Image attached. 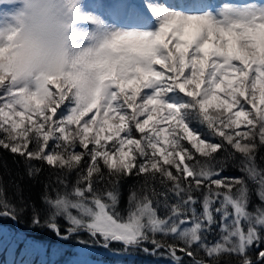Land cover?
I'll return each mask as SVG.
<instances>
[{"label": "snow or ice", "instance_id": "obj_1", "mask_svg": "<svg viewBox=\"0 0 264 264\" xmlns=\"http://www.w3.org/2000/svg\"><path fill=\"white\" fill-rule=\"evenodd\" d=\"M16 4L0 16V148L30 179L42 165L58 170L44 182L46 226L85 249L81 234L106 250L120 244L113 254L179 264L177 252L194 258L195 245L208 259L194 264L223 254L254 264L249 249L264 244V2L0 0ZM229 165L242 175H221ZM250 183L260 202L251 209ZM4 196L0 181V216L15 219ZM88 255L71 264H93Z\"/></svg>", "mask_w": 264, "mask_h": 264}, {"label": "trees", "instance_id": "obj_2", "mask_svg": "<svg viewBox=\"0 0 264 264\" xmlns=\"http://www.w3.org/2000/svg\"><path fill=\"white\" fill-rule=\"evenodd\" d=\"M194 127H198L201 132H206V129L200 127L199 125L194 124ZM187 143V142H185ZM79 150V149H78ZM223 156V152H221V157ZM261 157H264V146L259 148L258 154H257V166L258 169H264V159H261ZM42 171L39 173L38 176L35 178L30 179L26 175V169L25 165L23 163V160L18 155L11 154L9 151L0 148V181H2L3 188L5 190V196L4 199H6L10 204L15 206L16 212V226L14 225L12 218L0 216V225L7 228L8 232L11 236H13L17 240V246H16V256L17 258H20L21 264H60L62 262V257L64 259L65 255H68V253H65L64 248L66 246H76L79 245L77 243L78 237L76 235H73L70 239H59L57 235L50 230L46 226V208L45 205L41 201L42 194L44 193V182L53 176L59 175L58 170L54 168H50L47 165H42ZM174 171V170H173ZM223 176H230V177H239L242 175L241 172L237 171L234 167L228 166L222 173ZM74 180V177L72 178ZM137 181V178L135 176H129L126 178L122 184H121V191L122 195L120 198V209L123 212V209L125 208L126 203V197L128 195V188L130 185L135 184ZM56 187H60L59 185H56ZM250 204L249 208H252L253 205L259 204V200L257 198L256 188L255 184L250 183ZM19 189H22V192L19 191ZM255 193L256 198L253 197V194ZM21 195L23 199L21 200ZM197 210H200V205H196ZM34 208L39 211V224L33 223V217H34ZM23 209V210H21ZM2 210V209H0ZM66 224V223H65ZM63 220H58V225L61 229V232H64L67 225H65ZM19 238L23 240H37L40 245L44 246V249L46 251L47 259L42 258L38 254L30 253L32 251H23L22 250V243L18 242ZM211 240L217 239V235L213 234L211 237H209ZM79 239H84L88 241V244L95 245L90 237L87 235L81 234ZM12 240V241H13ZM172 242V241H170ZM177 243H179L177 241ZM96 246V245H95ZM120 244H115V249L121 250ZM182 246V245H180ZM112 247V245H111ZM148 247H151V245H148ZM264 249V244H261L259 248H251L249 249V256L253 259V261H256V256L259 250ZM193 251L196 252V256L188 257L184 255V253H180L179 251L177 254L182 255V259L180 260L179 264H190V262L194 259L199 260H207L208 258L205 256L204 252L202 250H199L197 246H193ZM140 252L139 250L135 251ZM3 254L5 255L4 251L0 252V257H3ZM92 255V254H90ZM136 255L138 258L134 262L132 260L129 264H171L164 258L171 259V257H166L162 255H148L144 252L141 253V255ZM53 257V262H50V259ZM62 256V257H61ZM103 260H110L111 257L102 256ZM155 257H158L155 258ZM94 258H96V255H94ZM102 259V258H101ZM239 258L234 255H227L223 254L220 258V264H238ZM255 264V262H254Z\"/></svg>", "mask_w": 264, "mask_h": 264}, {"label": "rangeland", "instance_id": "obj_3", "mask_svg": "<svg viewBox=\"0 0 264 264\" xmlns=\"http://www.w3.org/2000/svg\"><path fill=\"white\" fill-rule=\"evenodd\" d=\"M153 2L165 3V0H153ZM247 2H258L259 3V2H264V0H239V1H237V0H215V3L219 4L220 6H222L223 3L243 4V3H247ZM140 3H143V0H140V2L138 4H140ZM19 7H20L19 4L13 5L11 8H9L7 5H0V16H2L3 13L6 14L9 11H15ZM144 11L147 13L146 7H145ZM149 15H150V13H149ZM254 189L256 190V188H254ZM253 197L256 198L255 193L253 194ZM60 220H63L64 224L66 223L64 219L61 218ZM65 225H67V224H65ZM7 230H8L7 228L0 225V252L1 251L5 252V255L3 254V257H0V264H21L19 262L20 258H17L16 253H15L16 246H17V240L14 241L13 239H15V238L13 236H11ZM18 242L22 243L21 247H22L23 251H27V250L32 251L30 253L38 254L42 258L44 257V259H47L44 246L40 245V243H38L36 239L34 241V240H23V239L19 238ZM115 244H118V243H113L112 247L110 249H107V250L104 249L103 247H100L98 245L95 246L93 244L92 245L88 244L89 246L86 249L84 248V246H82L80 244L76 245V246H72V247L66 246L64 248V251H65V253H68V255H65L64 259L61 256L62 262L60 264H71L72 259L83 251H87L89 253L87 258L89 260H91L93 262V264H114V262L117 260H123V261H125V264H129L132 262V260L135 262L136 259L138 258L134 254L141 255V253H142V251H140V252L132 253L130 255H128V254H113L114 252H116L118 250V249H115ZM90 254H92V255H90ZM94 255H96V258H94ZM177 255L182 257L181 254H177ZM102 256H107V257H111V258H110V260H103L104 258ZM53 257H55V256H52V258L50 259V262H53ZM155 258L158 259V257H155ZM164 259H166L165 261H167L171 264H174L172 259H168V258H164ZM161 264H166V263H161ZM190 264H194V261L192 260L190 262Z\"/></svg>", "mask_w": 264, "mask_h": 264}, {"label": "water", "instance_id": "obj_4", "mask_svg": "<svg viewBox=\"0 0 264 264\" xmlns=\"http://www.w3.org/2000/svg\"><path fill=\"white\" fill-rule=\"evenodd\" d=\"M13 222L15 223V220L13 219Z\"/></svg>", "mask_w": 264, "mask_h": 264}]
</instances>
